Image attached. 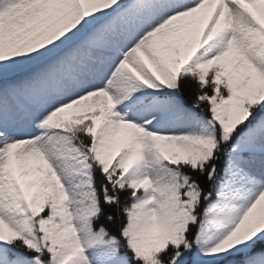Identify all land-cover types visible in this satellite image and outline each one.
Here are the masks:
<instances>
[{"label": "snow or ice", "instance_id": "6c2138e0", "mask_svg": "<svg viewBox=\"0 0 264 264\" xmlns=\"http://www.w3.org/2000/svg\"><path fill=\"white\" fill-rule=\"evenodd\" d=\"M0 264H264V0H0Z\"/></svg>", "mask_w": 264, "mask_h": 264}]
</instances>
